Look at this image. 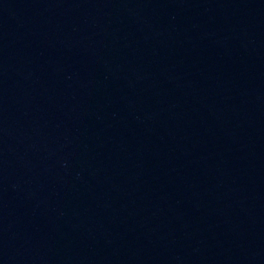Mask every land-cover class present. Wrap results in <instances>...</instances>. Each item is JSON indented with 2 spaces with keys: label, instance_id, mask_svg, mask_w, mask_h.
<instances>
[{
  "label": "water",
  "instance_id": "obj_1",
  "mask_svg": "<svg viewBox=\"0 0 264 264\" xmlns=\"http://www.w3.org/2000/svg\"><path fill=\"white\" fill-rule=\"evenodd\" d=\"M0 264H264V0H0Z\"/></svg>",
  "mask_w": 264,
  "mask_h": 264
}]
</instances>
